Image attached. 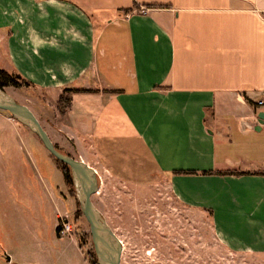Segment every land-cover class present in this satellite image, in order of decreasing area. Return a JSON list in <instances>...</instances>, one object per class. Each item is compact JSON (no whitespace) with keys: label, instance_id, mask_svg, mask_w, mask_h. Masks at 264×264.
<instances>
[{"label":"crops","instance_id":"0c3cea01","mask_svg":"<svg viewBox=\"0 0 264 264\" xmlns=\"http://www.w3.org/2000/svg\"><path fill=\"white\" fill-rule=\"evenodd\" d=\"M0 69L55 112L76 91L44 129L65 155L96 174L154 170L230 251L264 254V0H0ZM4 141L0 162L25 169ZM34 164L32 203L58 222L63 190ZM61 241L40 242L37 264Z\"/></svg>","mask_w":264,"mask_h":264},{"label":"rangeland","instance_id":"374dc122","mask_svg":"<svg viewBox=\"0 0 264 264\" xmlns=\"http://www.w3.org/2000/svg\"><path fill=\"white\" fill-rule=\"evenodd\" d=\"M6 91L33 112L43 129L59 114L57 106L55 112L46 104L50 96L45 92L24 85ZM0 131V139L5 138L10 148L21 144L27 160L25 169L10 166L6 159L0 162V264H37L40 242L51 245L53 240H62L61 246L51 247L48 258L56 264H76L79 253L68 245L70 239L87 260L89 253L94 254L89 226L74 188L65 184L61 166L35 134L1 110ZM33 162L39 173L51 174L52 183L63 190L59 196L74 224L72 234L61 237L53 211L44 204L34 207L33 197L41 195L31 181ZM120 173L97 174L99 190L92 201L121 242V264H264V254L236 253L225 247L215 236L210 215L180 203L154 170L147 168L144 174L130 176ZM58 251L61 260H57Z\"/></svg>","mask_w":264,"mask_h":264},{"label":"water","instance_id":"95a60500","mask_svg":"<svg viewBox=\"0 0 264 264\" xmlns=\"http://www.w3.org/2000/svg\"><path fill=\"white\" fill-rule=\"evenodd\" d=\"M0 110L9 113L13 119L28 128L36 135L51 156L69 167L77 203L89 226L97 264H121V242L92 201V197L99 190L98 177L95 170L83 161L59 152L33 112L28 107L17 103L7 93L6 88H0ZM257 119L258 124L260 126L263 125L264 113H259Z\"/></svg>","mask_w":264,"mask_h":264},{"label":"trees","instance_id":"16d2710c","mask_svg":"<svg viewBox=\"0 0 264 264\" xmlns=\"http://www.w3.org/2000/svg\"><path fill=\"white\" fill-rule=\"evenodd\" d=\"M23 85L31 87V84L29 82H27L25 79H23L19 74L8 73V72L0 69V88H2V89L8 88V87L20 88ZM73 93H76V91L68 90V89L64 90L62 96L59 98V100L57 102V108H58L59 114L61 116H63L65 114V112L67 111V109L70 107V104H71L70 95ZM51 157L61 166L60 170L62 172L65 184L68 187H70L71 189H73L72 178H71V173H70L69 167L60 163L59 161H57L53 156H51ZM206 174H211V173H206ZM229 175H236L237 176V175H242V174H239V173L234 174L233 173V174H229ZM78 214H80V211H78ZM73 222L76 223V218H74ZM88 255L89 256L87 258V261L90 264H97V260L95 258L96 257L95 253L93 254L91 252Z\"/></svg>","mask_w":264,"mask_h":264},{"label":"built area","instance_id":"2783aa9c","mask_svg":"<svg viewBox=\"0 0 264 264\" xmlns=\"http://www.w3.org/2000/svg\"><path fill=\"white\" fill-rule=\"evenodd\" d=\"M258 105L264 108V100L260 101ZM74 231V224L69 220L68 216H62L59 218L58 234L61 237L68 236Z\"/></svg>","mask_w":264,"mask_h":264}]
</instances>
